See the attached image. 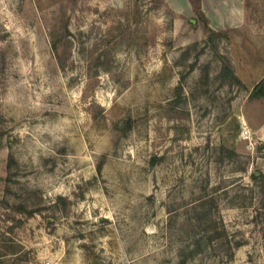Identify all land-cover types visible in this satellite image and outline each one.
Here are the masks:
<instances>
[{
  "label": "rangeland",
  "instance_id": "rangeland-1",
  "mask_svg": "<svg viewBox=\"0 0 264 264\" xmlns=\"http://www.w3.org/2000/svg\"><path fill=\"white\" fill-rule=\"evenodd\" d=\"M232 4L0 0V264H264V0Z\"/></svg>",
  "mask_w": 264,
  "mask_h": 264
},
{
  "label": "crops",
  "instance_id": "crops-1",
  "mask_svg": "<svg viewBox=\"0 0 264 264\" xmlns=\"http://www.w3.org/2000/svg\"><path fill=\"white\" fill-rule=\"evenodd\" d=\"M169 1H171L174 5H178L177 11L179 13L182 12V14L185 13L186 15H191V13H193L189 0ZM239 1L240 0H201V11L209 19L210 23L215 25L216 23L214 22L213 18L215 19V17H217L218 15L221 17V19H224V17L229 16L233 10L231 8V4H238ZM224 23L225 21L223 20L222 24ZM262 120H264V116Z\"/></svg>",
  "mask_w": 264,
  "mask_h": 264
},
{
  "label": "trees",
  "instance_id": "trees-1",
  "mask_svg": "<svg viewBox=\"0 0 264 264\" xmlns=\"http://www.w3.org/2000/svg\"><path fill=\"white\" fill-rule=\"evenodd\" d=\"M189 2H190L192 9L195 13H197L199 15H203V12L201 11V1L200 0H189ZM192 21H194V20H192ZM212 33H214L213 30L210 31V34H212ZM230 75L234 76L232 71H230ZM252 97H263L264 98V79H261L259 81V83L256 86H254V88L252 89L251 94H250V98H252ZM63 200H64L63 197H60V196L57 197V201L62 202ZM19 211L20 212H26L27 209L23 206H20ZM28 212L30 214L33 213V211H28Z\"/></svg>",
  "mask_w": 264,
  "mask_h": 264
},
{
  "label": "built area",
  "instance_id": "built-area-1",
  "mask_svg": "<svg viewBox=\"0 0 264 264\" xmlns=\"http://www.w3.org/2000/svg\"><path fill=\"white\" fill-rule=\"evenodd\" d=\"M239 136L245 140H249L251 138L252 132L247 124L242 123ZM43 264H51V260H45Z\"/></svg>",
  "mask_w": 264,
  "mask_h": 264
}]
</instances>
